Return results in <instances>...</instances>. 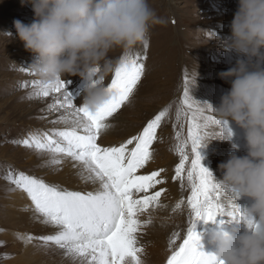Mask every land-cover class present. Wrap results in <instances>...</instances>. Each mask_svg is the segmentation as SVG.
I'll return each mask as SVG.
<instances>
[{"label":"rangeland","instance_id":"rangeland-1","mask_svg":"<svg viewBox=\"0 0 264 264\" xmlns=\"http://www.w3.org/2000/svg\"><path fill=\"white\" fill-rule=\"evenodd\" d=\"M149 3L161 20L160 23L149 26L146 38L149 47L145 49L142 43L127 52L117 49L110 53L117 67L125 53L146 56L147 59L142 61L145 63L144 75L131 97V102L110 118L113 127L101 135L98 143L102 146H118L140 133L147 122L161 110L168 109V115L157 129L153 157L138 174L147 175L153 171L164 170L160 177L164 183L150 190H165L160 197L161 206L151 208L141 216L142 220L151 219V224L142 230L139 244L145 249L151 246L152 239H162L160 241L164 242L170 255L169 241L173 233L180 234L176 244L182 243L190 217L187 204L189 185L185 181L181 187V183L173 179L180 159L176 153V133L181 131L186 134L183 117L177 120V111L183 98L184 78L187 76L191 81L190 95L205 109L204 114L217 117L215 111L208 110V106H219L221 97L231 86L230 81L221 79L219 73L234 66L240 58L236 52L222 48L220 43L221 39L230 35L231 21L237 10L238 0H149ZM33 19L34 13L30 5L22 6L21 0H0V32L10 31L15 37L10 39L0 34V264H72L64 256L63 250H52L43 244L42 247L35 245L40 242L35 231L31 229L42 223V218L36 212L30 217H22L20 211H35L34 206L25 192L16 189L5 178L10 173L16 175L23 172L43 179L48 184L58 185L61 189L80 192L91 191L90 188H84V183L88 187L94 185L81 180L78 175L80 166L74 164L70 158L63 157L60 165H52L48 152L25 147L21 143L29 134L51 132L69 126L54 122L64 114L63 109H49L58 94L49 97L34 95L37 89L33 87V81L41 80L31 69L35 54L25 49L14 25L15 20L30 24ZM259 67L264 69V64ZM114 72L106 78L107 86ZM62 79L75 98L74 103L77 106L82 105L86 81L78 75H66ZM228 124L232 132L235 128L241 131L240 138L233 134L231 141L223 140L218 135V127L212 126L199 148L202 165L217 181L222 180L219 169L222 162H226L233 153L240 156L247 154L243 130L234 122ZM224 148L227 150L224 151ZM97 187L98 185H94L91 188ZM182 200V207L176 209V205ZM252 203V200H248L243 210ZM231 218L217 217L215 223H206L203 219L196 222V230L201 235V251L204 240V245L212 254L215 253L212 236L216 232L213 231L224 230V221L229 220L227 224H231V230H249L239 217ZM21 227L25 230L20 229ZM42 228H45L44 225ZM45 235L46 233H42L39 237ZM28 236L33 237L30 243L27 241ZM11 243L14 244L10 245Z\"/></svg>","mask_w":264,"mask_h":264},{"label":"snow or ice","instance_id":"snow-or-ice-1","mask_svg":"<svg viewBox=\"0 0 264 264\" xmlns=\"http://www.w3.org/2000/svg\"><path fill=\"white\" fill-rule=\"evenodd\" d=\"M143 47H149L147 40ZM146 59L138 53H125L108 85L112 98L95 111L83 104L77 106L63 79L55 82L33 81V87L37 89L34 95L49 97L58 94L49 109H63L64 114L54 122L69 126L29 134L21 143L25 147L48 152L52 165H60L63 157L70 158L80 166L78 175L81 180L98 187L95 191H70L23 172L16 175L10 173L5 178L27 194L42 223L57 229L54 235L37 239L44 246L51 244L63 250L72 264H145L140 255L144 249L139 244V235L151 224V219L142 220L141 216L149 209L161 206L160 197L165 190H150L164 183L160 178L164 170L147 175L138 172L153 157L157 129L168 115V109L161 110L140 133L118 146H102L98 141L113 127L110 118L131 102L144 75L145 63L142 61ZM190 84L185 76L177 120L183 117L186 134L181 131L176 133V153L180 159L173 177L181 183V187L186 181L190 188L187 198L189 227L179 245L176 241L180 239V234L173 233L169 241L171 254L166 264H220L213 254L200 250L201 235L196 230L198 220L215 223L217 217L229 216L233 219L239 217L253 231L264 230V226L236 206L233 201L238 194L230 193L216 182L213 174L202 165L199 148L209 135V128L218 127V135L224 137L230 136L232 131L227 121L204 114L205 109L190 95ZM208 110L214 112L210 105ZM226 194L231 197L227 204L222 202ZM183 203V200L180 201L176 209H180ZM32 240V236L27 237L29 243Z\"/></svg>","mask_w":264,"mask_h":264},{"label":"clouds","instance_id":"clouds-1","mask_svg":"<svg viewBox=\"0 0 264 264\" xmlns=\"http://www.w3.org/2000/svg\"><path fill=\"white\" fill-rule=\"evenodd\" d=\"M30 5V24L15 20L18 38L35 54L33 73L45 82L66 75L86 81L82 104L95 111L113 93L105 80L117 66L110 53L125 52L146 41L152 23H160L149 0H21ZM14 39L10 31L0 32ZM221 47L239 55L234 66L219 73L230 89L213 107L221 120L243 130L247 154L235 153L219 165L222 180H214L229 192L253 203L247 215L264 226V0H238L230 35ZM231 141L230 136L219 135ZM213 254L220 264H264V230H221L212 236Z\"/></svg>","mask_w":264,"mask_h":264},{"label":"bare ground","instance_id":"bare-ground-1","mask_svg":"<svg viewBox=\"0 0 264 264\" xmlns=\"http://www.w3.org/2000/svg\"><path fill=\"white\" fill-rule=\"evenodd\" d=\"M233 134L234 135H237L239 138L241 137V131L239 130V129H237V128H235V130H233ZM224 151H226L227 149H223ZM223 178V175L221 176V179ZM90 183V182H89ZM94 186V185H93ZM93 186H90V187H88L87 185H85V183H84V188H90V190L91 191H95L96 189H93V188H91V187H93ZM96 188V187H95ZM231 197H230V194H226L225 195V197H223L222 198V202L224 201L225 202V204H227L228 203V199H230ZM248 200H251L250 198H248V197H240V198H237V199H235L233 202L236 204V206H238L239 208H241V209H243V207H244V205L246 204V202L248 201ZM245 208V207H244ZM28 211L29 212H24V211H20V214H22V217H23V215H24V217H30L31 215H32V213L34 214V210L33 209H28ZM179 215V214H178ZM168 219V218H167ZM41 220V219H40ZM170 220H172V219H170ZM180 220V219H179ZM226 220H228V219H226ZM231 220H232V218H231ZM169 222V221H168ZM228 222H229V220H228ZM228 222H225L224 221V223H223V228H224V230H228V228L231 226V224L230 225H228L227 223ZM234 222V221H233ZM230 223H232V222H230ZM29 225V224H28ZM43 225H44V227L45 228H42L43 227ZM30 226V225H29ZM244 227V226H243ZM20 229H22V230H25V228L24 227H21ZM44 229V230H43ZM231 229L229 228V231H230ZM239 230V229H238ZM17 231V230H16ZM31 231H35V233H36V237H39V236H41L42 235V233H46V235L45 236H47V235H51V234H55L56 233V231H57V229H55V228H51L50 226H48V225H45V224H43V223H38L37 224V226H36V228L34 229H31ZM213 232H219V230L218 229H216L215 231H213ZM25 233V232H24ZM40 233V234H39ZM163 234V233H162ZM8 239H10V240H12L13 238L12 237H8ZM40 243L38 244V243H35V245L37 246V245H39V247H40V245H41V247H42V242L39 240V239H37ZM160 240H162V239H160ZM159 239H152V243H151V246H149V247H147V248H145L144 249V251L140 254L141 255V257H142V259L144 260V262H145V264H164L165 263V261L167 260V258L169 257V254H168V250H167V248H166V246L164 245V242L162 243L161 241H160ZM204 240L202 241V251L203 252H205L206 254H212V252L207 248V246H205L204 245ZM12 244H14V243H11L10 245H12ZM28 246H30V245H28ZM155 246V247H154ZM17 247V246H16ZM46 248L47 247H49V248H51L52 250H54V249H56V250H60L59 248L57 249L56 247L57 246H55V245H48V246H45ZM216 247V246H215ZM29 248V247H28ZM62 251H60V253H61ZM214 252H215V250H214ZM49 253H51V252H49ZM62 256V255H61ZM51 257V256H50ZM66 259V258H65ZM54 260V259H53ZM59 260L57 259V262H58ZM56 262V261H55ZM56 262V263H57ZM69 263V262H68ZM71 264V263H70Z\"/></svg>","mask_w":264,"mask_h":264}]
</instances>
